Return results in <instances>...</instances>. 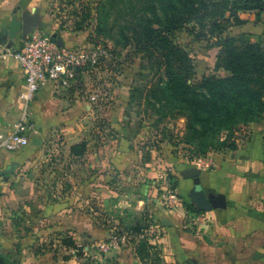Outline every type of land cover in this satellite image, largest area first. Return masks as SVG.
<instances>
[{
  "label": "crops",
  "instance_id": "obj_1",
  "mask_svg": "<svg viewBox=\"0 0 264 264\" xmlns=\"http://www.w3.org/2000/svg\"><path fill=\"white\" fill-rule=\"evenodd\" d=\"M48 3L0 0V31L13 12L20 16L29 11L40 16L42 26L36 28L52 34ZM244 14L240 12L239 17ZM60 37L65 46L82 43L81 36ZM22 44L18 37L10 47L0 42L1 133L11 131L21 109L24 75L12 51ZM73 89L42 85L30 105L34 126L27 145L0 151V172L13 168L10 174H0V251L19 245V264H81L84 260L90 264H185L189 259L196 264H264V121L250 123L249 136L233 151L212 154L209 165L166 157L177 202L168 207L158 180L164 163L156 166L152 158H142L144 152L123 147L70 152V146L88 140L82 133L85 118L81 115L90 108ZM54 131L60 132L64 145L57 160L66 166L58 168L60 175L49 192L38 186L37 178L41 173L42 178V163L48 156L43 143ZM191 168L200 170L198 183L213 201L209 211L193 212L184 206L190 203L196 209L190 199L194 179L182 177ZM120 175L127 182L126 191L118 186ZM98 208H103V218L97 217ZM201 212L206 222L191 228L189 217ZM147 220L160 225V238L145 234ZM113 233L124 236V242L119 249L99 255L95 245ZM66 237L72 238L76 248L63 244ZM140 241L145 244L144 256L139 254ZM42 244L46 249L34 254ZM78 248L81 257L76 254Z\"/></svg>",
  "mask_w": 264,
  "mask_h": 264
},
{
  "label": "trees",
  "instance_id": "obj_2",
  "mask_svg": "<svg viewBox=\"0 0 264 264\" xmlns=\"http://www.w3.org/2000/svg\"><path fill=\"white\" fill-rule=\"evenodd\" d=\"M142 1L143 10L119 27L122 46H132L149 64L148 73L142 75L146 82L131 87L130 99L142 98L159 118H183V141L200 153L236 149V132L264 116V39L252 41L247 34L223 37L216 67L225 75L204 74L193 82L191 56L171 36L187 26L196 36L220 35L230 26L246 22L239 17L240 12H254L259 18L264 14V0ZM86 149L85 140L70 146L72 154ZM169 179L175 188L171 175ZM184 206L200 212L190 203ZM142 227H135V231ZM63 244L76 248L71 237L64 238ZM138 247L144 256V242ZM44 249L45 244L36 246L34 254ZM76 254L81 257L82 251L78 248ZM20 258L17 244L11 251H0V264H19Z\"/></svg>",
  "mask_w": 264,
  "mask_h": 264
},
{
  "label": "rangeland",
  "instance_id": "obj_3",
  "mask_svg": "<svg viewBox=\"0 0 264 264\" xmlns=\"http://www.w3.org/2000/svg\"><path fill=\"white\" fill-rule=\"evenodd\" d=\"M48 2L53 32L58 35L82 37V43L68 44L67 47L99 46L106 53L96 67L80 71L76 81L70 86L75 88L73 91H76L81 99L90 104L86 114L81 115V118H85L82 120V133L88 139V149L104 152L123 147L142 151L145 153L142 158H152L156 166L165 164L164 170H161L162 166L160 167V176L164 171L168 172L166 157L171 156L172 161L174 158L187 160L193 165L198 158H202L209 165L212 154L233 151L226 148L208 149L200 153L183 141V118H159L142 98L130 99L131 87L146 82L142 75L148 73L149 64L132 46H122L123 36L119 27L126 24L140 9L143 10L142 0H48ZM263 17V13L258 18L254 12H245L240 17L246 20L245 23L230 26L220 35L196 36L189 26L176 31L171 36L172 40L184 48L192 59L195 73L191 81L197 82L204 74L225 75L222 68L216 67V56L221 39L225 36L247 34L252 41H262ZM91 92L98 93L97 101L89 100L88 95ZM263 121L264 116L258 122L252 123ZM252 129L248 124L236 132L234 141L237 147L249 136ZM61 141L60 132L54 131L43 143V149L48 156L42 163L45 172L42 178V173L38 175L37 180H39L38 186L44 191L47 189L49 192L52 191L50 189L52 182L60 175L58 168L66 166V162L57 160L58 154L64 150ZM160 176L158 180L161 186ZM119 180L121 182L118 186L122 187L120 190L126 191L124 188L127 187V182L121 175ZM40 181L43 186L40 185ZM99 208L97 217L103 218V208L101 211ZM20 210L17 209L19 212ZM83 257L87 258L84 255ZM86 262L84 260L81 264Z\"/></svg>",
  "mask_w": 264,
  "mask_h": 264
},
{
  "label": "built area",
  "instance_id": "obj_4",
  "mask_svg": "<svg viewBox=\"0 0 264 264\" xmlns=\"http://www.w3.org/2000/svg\"><path fill=\"white\" fill-rule=\"evenodd\" d=\"M51 32H44L41 28H34L27 36L22 46L12 51L18 59L24 75V86L19 93L21 109L17 121L12 125L9 133L0 132V151H14L28 143V132L33 130V121L30 115V105L39 88L52 83L59 87L69 88L76 81L78 73L93 69L100 59L106 55L99 46H58L50 40ZM99 95L91 92L88 98L91 102L97 101ZM198 166L207 165V162L198 158ZM163 189V200L168 207L176 202L174 188L171 187L168 173L164 171L160 176ZM206 222L205 213H193L188 223L191 228ZM145 234L152 239L161 236L160 225L154 220H147ZM125 237L116 233L105 240L98 242L95 249L99 255L120 248Z\"/></svg>",
  "mask_w": 264,
  "mask_h": 264
},
{
  "label": "water",
  "instance_id": "obj_5",
  "mask_svg": "<svg viewBox=\"0 0 264 264\" xmlns=\"http://www.w3.org/2000/svg\"><path fill=\"white\" fill-rule=\"evenodd\" d=\"M41 26L42 22L38 13L23 11L20 16H17L16 12H13L6 27L0 31V42L6 43L7 47H10L12 45V40L16 39L17 37L22 42H25L30 31ZM50 40L56 43L58 46H64V42L62 41L60 35L55 32L50 35ZM12 169V167L3 169L0 174H10ZM199 173L200 170L197 168L186 169L182 177L194 179V186L190 192L191 202L195 205L196 209L206 212L211 210L213 201L206 197L202 187L198 183L197 176ZM185 264L196 263L194 260L189 259Z\"/></svg>",
  "mask_w": 264,
  "mask_h": 264
}]
</instances>
